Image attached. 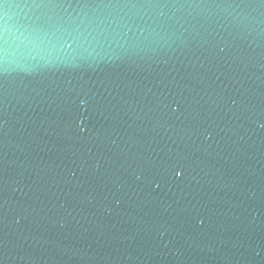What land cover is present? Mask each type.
Listing matches in <instances>:
<instances>
[{
	"label": "water",
	"instance_id": "1",
	"mask_svg": "<svg viewBox=\"0 0 264 264\" xmlns=\"http://www.w3.org/2000/svg\"><path fill=\"white\" fill-rule=\"evenodd\" d=\"M0 264H264V0H0Z\"/></svg>",
	"mask_w": 264,
	"mask_h": 264
}]
</instances>
